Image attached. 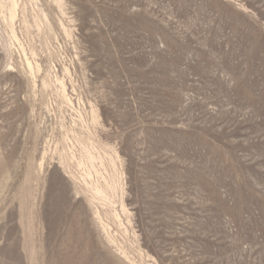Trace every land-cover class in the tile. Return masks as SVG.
<instances>
[{
	"label": "rangeland",
	"instance_id": "rangeland-1",
	"mask_svg": "<svg viewBox=\"0 0 264 264\" xmlns=\"http://www.w3.org/2000/svg\"><path fill=\"white\" fill-rule=\"evenodd\" d=\"M0 264H264V0H0Z\"/></svg>",
	"mask_w": 264,
	"mask_h": 264
}]
</instances>
